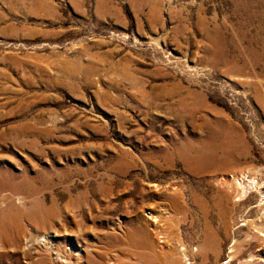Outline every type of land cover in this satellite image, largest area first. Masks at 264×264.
Masks as SVG:
<instances>
[{"label":"rangeland","instance_id":"374dc122","mask_svg":"<svg viewBox=\"0 0 264 264\" xmlns=\"http://www.w3.org/2000/svg\"><path fill=\"white\" fill-rule=\"evenodd\" d=\"M237 173L264 189V0H0V264H264Z\"/></svg>","mask_w":264,"mask_h":264},{"label":"bare ground","instance_id":"6f19581e","mask_svg":"<svg viewBox=\"0 0 264 264\" xmlns=\"http://www.w3.org/2000/svg\"><path fill=\"white\" fill-rule=\"evenodd\" d=\"M190 111H191L190 114L194 115V110H190ZM216 128L217 127L211 128L208 131L207 138L204 139L203 141H201L199 144H197L198 145L197 147H195L194 145H191L190 141H186V143H185L190 148V151L192 153V161L196 163L197 167L201 168L204 171L209 170V168H211L212 166H215L216 164L217 165L218 164H222V163L224 164V162H225V161H216V158L218 157L216 152L218 150L222 151L221 143L220 144H216L214 142L215 137L219 136V131ZM237 174H238L237 177L236 176H234V177L232 176L233 182H231V183H233L232 186H234V188L237 189V195H239L240 197L244 196L246 193L250 192L251 187H253L254 189L256 188L258 190V192L261 194V196H260L261 200H260V203H259L260 206H261L260 209H262L261 210L262 214L260 216V223L264 224V189H262L261 186L258 185L257 182L253 180V178L244 179L242 177L245 176V175H243V174L241 175L239 173H237ZM219 182H220V185L223 184V186H224V185H226V183L228 184L229 181L227 180V178L225 176H221ZM230 189H231V187H230ZM51 237L52 236L49 235L48 233H45V234H42V235H36L35 238H34V243L44 244V246H46V248L49 247L50 250L54 249L52 247L53 243L51 241ZM32 242L30 241L31 244H33ZM57 253H58V251L55 252L56 255H57ZM58 255H60V254H58Z\"/></svg>","mask_w":264,"mask_h":264}]
</instances>
